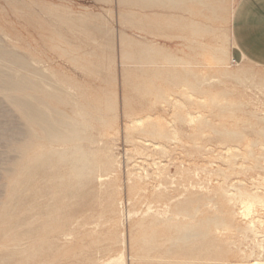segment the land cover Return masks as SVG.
I'll list each match as a JSON object with an SVG mask.
<instances>
[{"label": "rangeland", "instance_id": "1", "mask_svg": "<svg viewBox=\"0 0 264 264\" xmlns=\"http://www.w3.org/2000/svg\"><path fill=\"white\" fill-rule=\"evenodd\" d=\"M19 1L25 4L16 10L5 7L0 1V47L26 59L31 68L52 84L59 78L70 82V86H65L69 102L59 109L69 119L88 124L93 143L84 145L99 149L109 163L107 173L101 171L96 176L83 177L84 187L75 190L72 196L51 198L48 187L39 191L35 186L27 192L24 190L20 199L24 201L23 207L18 217L14 215L10 221L11 225H16L21 247L31 243L28 240L37 229L27 222L34 224L35 219L54 208H59L60 214L69 215L70 219L68 233H54L46 239L52 245L45 252L46 258L30 263L136 264L137 223L154 219L193 222L206 215L223 217L225 214L233 219L237 228L226 235H215L221 247L225 239L228 241L224 245V257L211 260L209 264H235L239 257L250 254L254 239L264 243V205L257 204L261 218L258 238L246 229L245 221L238 214L240 191L264 199V137L256 133L264 131V62L252 60L237 41L236 14L242 0H225V21L209 22L210 29L216 31L201 36L192 44L199 53L190 50L191 44L184 43L182 50L176 51L177 47L169 41L152 40L126 28L121 24L123 8L118 0ZM52 6H56L57 13L84 17L97 30L89 40L78 36L76 30L67 31L54 23L50 15ZM200 21L207 23L204 18ZM122 36L141 42L154 41L155 45L177 53L185 60V64L176 68L184 80L195 84V80L210 79L201 85L206 92L198 93L186 83L166 84L152 79V74L147 72L151 70L150 65L143 67L138 61L124 63L120 46ZM253 44L251 48L264 56L262 41ZM206 46L210 47L209 52L205 51ZM216 46L225 48V61L218 66H208L207 60L212 62L211 48ZM82 58L98 68L86 73L77 63ZM127 78L139 83L150 78L155 80L167 101L155 102L153 97L135 93L126 82ZM52 84L46 88L53 90ZM214 95L223 98V104L239 107L234 118L220 116L209 105V100L204 101ZM91 101L99 110L91 111L88 107ZM76 106H87L90 114L83 116V111ZM188 113L206 119L212 129H231L239 122L243 139L224 143L210 128L192 137L195 122L190 123ZM140 118L159 121L171 139L154 140L141 134L138 128L128 129ZM101 122L108 126L102 129ZM25 130L21 118L0 96V203L8 192L9 166L20 159L12 145L24 141ZM227 147L232 150L228 152ZM61 188L63 186L59 185L55 191ZM225 193L229 195L226 202L222 201ZM159 195L161 198L155 199ZM191 199H200L194 204L198 211L193 218L172 213L176 205ZM8 212L14 214L16 210ZM1 235L0 264H20L24 256L14 254L16 251L11 246L1 247ZM259 252L258 249L256 253Z\"/></svg>", "mask_w": 264, "mask_h": 264}, {"label": "bare ground", "instance_id": "2", "mask_svg": "<svg viewBox=\"0 0 264 264\" xmlns=\"http://www.w3.org/2000/svg\"><path fill=\"white\" fill-rule=\"evenodd\" d=\"M0 1L5 7L14 10L24 7L25 4L19 0ZM118 3L123 8L121 11L123 26L149 36L152 40L169 41L170 44L177 47L176 51L182 50L184 43L192 45L201 36L213 34L216 30L210 29L209 22L225 21L227 13L225 0H118ZM56 9V6L50 8L51 18L54 23L63 26L67 31L76 30L78 36L89 40L97 30L96 27L90 26V21L84 17L73 18L70 14L57 13ZM200 18H204L208 24L201 22ZM54 35L56 34L54 33ZM120 46L123 62L138 61L143 67L150 65L151 70H147V72L152 74V79L153 77L157 78L166 84L186 83L189 88H194L198 93L206 92L201 88V85L210 79L195 80V84L184 80V76L176 68L185 64V60L176 55V52L174 54L166 47L157 46L154 41L141 42L133 37L124 36L120 38ZM204 48L205 51H210L209 46ZM190 50L199 53L198 48L194 49L193 45ZM211 52L212 62L207 60V65L223 64L227 54L225 48L212 47ZM77 63L86 73H91L95 67L98 68L95 63L83 58L79 59ZM152 79H145L144 83H139L127 78L126 82L131 84L130 88L135 93L153 97L155 102H166L165 95L156 85V81ZM48 84L50 85L52 82L31 68L26 59L9 49L0 47V96L13 108L26 127L24 141L12 145V150L18 153L20 159L9 166L8 192L4 201L0 203V233L3 238L1 247L11 246L10 248L16 251L14 254H22L24 259L20 264H32L30 262L41 257L46 258L45 252L52 248L46 239L54 233H68L67 223L70 220L69 215H61L60 209L54 208L35 219L34 224L27 222L28 226L35 225L37 229L35 235L28 240L31 243L21 247V239L17 234L16 225H11L10 221L14 215L18 217L19 210L23 207L24 201L20 199L22 194H25L24 190L26 189L27 192L33 186L38 191L48 187L50 190L48 195L51 198L57 195L72 196L75 190L84 187L81 183L83 177H93L101 171L107 173L109 166L105 155L99 149H92L84 145L86 142L93 143L92 137L88 133V124L69 119L59 109L60 106L69 102L65 86H70V82L59 78L58 82L52 84L53 90L46 88ZM77 90L80 91V88L78 87ZM206 98L204 101L209 100V105L211 104L222 117L234 118L235 112L239 109L237 105L223 104V98L217 95ZM209 105L202 104L206 108H209ZM76 107L83 111V116L90 114L87 106L85 108L88 111L85 108ZM88 107L91 111L92 109L99 110V107L96 104L93 105L92 101L88 103ZM186 116L190 119V123L195 122L192 137L200 136L202 129H212L206 119H198L189 113ZM100 125L104 129L108 123L101 122ZM238 125H240L239 122H235L231 129L222 127L212 130L224 143L227 141L239 142L243 139V135ZM137 128L141 134L154 140L171 139L170 133L159 121L152 122L140 118L134 120L132 126L128 127L131 130ZM11 132L15 137V130ZM256 133L261 138L264 137L263 130L256 131ZM61 147L62 150L59 149ZM227 148L228 152L232 150L230 147ZM248 150L251 155L250 149ZM59 185H62L63 188L56 192L55 189L59 188ZM160 198V195L155 197V199ZM228 198L229 195L225 193V196H222V201H229ZM199 201L200 199H191L178 204L172 213L193 218V215L198 211L194 204ZM237 201L241 206L238 214L245 221L246 229L258 238V226L261 224V218L257 212V204L263 206L264 199L262 200L257 194L241 193L240 191ZM10 209H15L16 212L14 214L8 212ZM230 212L233 213L231 210ZM137 226L138 231L134 239L137 247L136 264H209L211 260L223 258L225 255L224 245H227L228 241L225 239V242H222V247L220 244L217 245L219 235H226L237 228L233 219L228 218L226 214L223 217L206 215L193 222L173 221L169 218L154 219L139 222ZM5 229L7 233H5ZM258 249L260 252L256 253ZM263 254L264 243L254 239V246L251 248L250 254L239 257L237 261H259Z\"/></svg>", "mask_w": 264, "mask_h": 264}, {"label": "crops", "instance_id": "3", "mask_svg": "<svg viewBox=\"0 0 264 264\" xmlns=\"http://www.w3.org/2000/svg\"><path fill=\"white\" fill-rule=\"evenodd\" d=\"M236 17L235 35L239 45L252 60L263 63L262 53L256 52L251 47L254 42L262 41L261 47L264 52V0H242ZM235 264H264V254L259 261L235 262Z\"/></svg>", "mask_w": 264, "mask_h": 264}]
</instances>
